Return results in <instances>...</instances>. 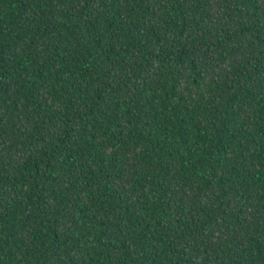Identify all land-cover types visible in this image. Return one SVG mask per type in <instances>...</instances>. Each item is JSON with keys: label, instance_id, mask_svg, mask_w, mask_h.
I'll use <instances>...</instances> for the list:
<instances>
[{"label": "trees", "instance_id": "obj_1", "mask_svg": "<svg viewBox=\"0 0 264 264\" xmlns=\"http://www.w3.org/2000/svg\"><path fill=\"white\" fill-rule=\"evenodd\" d=\"M0 264H264V0H0Z\"/></svg>", "mask_w": 264, "mask_h": 264}]
</instances>
